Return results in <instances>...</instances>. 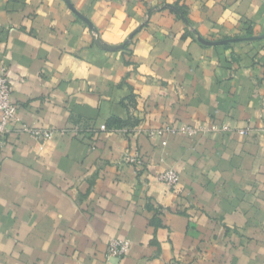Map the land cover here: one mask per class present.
Masks as SVG:
<instances>
[{
  "label": "crops",
  "instance_id": "1",
  "mask_svg": "<svg viewBox=\"0 0 264 264\" xmlns=\"http://www.w3.org/2000/svg\"><path fill=\"white\" fill-rule=\"evenodd\" d=\"M0 67L54 132L0 138V264H264V0H0Z\"/></svg>",
  "mask_w": 264,
  "mask_h": 264
},
{
  "label": "built area",
  "instance_id": "2",
  "mask_svg": "<svg viewBox=\"0 0 264 264\" xmlns=\"http://www.w3.org/2000/svg\"><path fill=\"white\" fill-rule=\"evenodd\" d=\"M12 91V86L8 77L5 75L4 68L0 67V138L5 137L10 130L14 129L16 132L27 133L37 142L44 143L50 141L54 136L53 131L31 128L21 123L16 114V104L12 99ZM105 130V125L99 127V131ZM168 132L193 137L198 134L207 135L212 131L210 130V127L201 125L200 127L186 126L180 129H168ZM158 133L160 132L152 131L148 136L152 138L157 137ZM122 163L136 165L137 167L142 166L143 164L141 158L136 153L133 155H124ZM158 178L173 190H176L179 185V176L172 169H168L159 175ZM130 247L131 243L129 240H111L107 245L106 256L108 259L121 260L127 255Z\"/></svg>",
  "mask_w": 264,
  "mask_h": 264
}]
</instances>
